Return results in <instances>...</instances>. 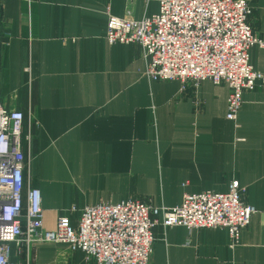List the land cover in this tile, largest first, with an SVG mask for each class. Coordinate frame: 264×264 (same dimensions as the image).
Segmentation results:
<instances>
[{
  "label": "crops",
  "instance_id": "crops-1",
  "mask_svg": "<svg viewBox=\"0 0 264 264\" xmlns=\"http://www.w3.org/2000/svg\"><path fill=\"white\" fill-rule=\"evenodd\" d=\"M246 1L264 40V0ZM158 10L142 0H0V103L25 114L43 229L71 207L132 199L174 208L186 193H225L236 180L257 209L239 245L226 229L158 226L153 264H264V86L243 94L237 127L227 84L150 79L142 47L110 45L106 33L109 14L142 20ZM250 63L264 74L263 47ZM11 261L96 264L50 242L13 244Z\"/></svg>",
  "mask_w": 264,
  "mask_h": 264
},
{
  "label": "built area",
  "instance_id": "built-area-1",
  "mask_svg": "<svg viewBox=\"0 0 264 264\" xmlns=\"http://www.w3.org/2000/svg\"><path fill=\"white\" fill-rule=\"evenodd\" d=\"M136 1V0H131ZM156 1V14L136 20L109 14L110 45L139 44L154 81L179 80L198 88L204 81L227 84V119L238 127L243 94L264 86V74L250 63V50L264 40L250 23L246 0ZM30 67L26 69L30 72ZM24 112L0 103V264L11 261L12 245L66 244L96 264H153L155 229H226L231 248L240 243L257 209L246 203V189L232 181L227 192L186 193L174 208L141 200L67 209L53 230L43 229L40 190L31 186L30 163L23 151ZM30 149V136L26 137ZM28 174V176H26ZM80 213L77 224L72 215Z\"/></svg>",
  "mask_w": 264,
  "mask_h": 264
}]
</instances>
